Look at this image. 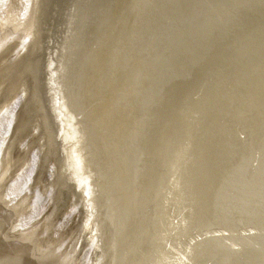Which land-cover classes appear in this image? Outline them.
I'll return each mask as SVG.
<instances>
[{"label": "bare ground", "instance_id": "6f19581e", "mask_svg": "<svg viewBox=\"0 0 264 264\" xmlns=\"http://www.w3.org/2000/svg\"><path fill=\"white\" fill-rule=\"evenodd\" d=\"M0 264H264V0H0Z\"/></svg>", "mask_w": 264, "mask_h": 264}]
</instances>
